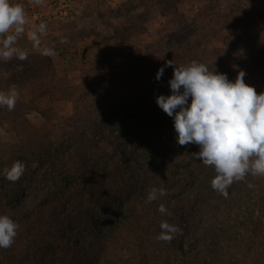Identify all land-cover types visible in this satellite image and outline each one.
Masks as SVG:
<instances>
[{
	"label": "rangeland",
	"instance_id": "1",
	"mask_svg": "<svg viewBox=\"0 0 264 264\" xmlns=\"http://www.w3.org/2000/svg\"><path fill=\"white\" fill-rule=\"evenodd\" d=\"M10 2L23 6L26 23L19 34L13 27L0 35V91L19 94L13 110L0 106V214L27 198L84 202L90 189L111 185L112 199L90 206L92 223L108 221L121 217L129 199L163 188V202L199 203L201 222L182 243L191 259L264 264V177L234 181L227 197L214 191V167L192 155L198 145L177 143L173 118L156 103L171 94L173 67L155 78L169 60L197 61L233 82L242 71L247 85L264 92V0ZM8 36L14 39L5 47ZM42 143L71 181L61 184L49 171ZM17 161L25 171L11 182L5 170ZM257 212L263 223L252 235ZM82 232L74 230L79 239ZM28 249L18 229L13 245L0 248V264H14ZM155 264L178 260L163 252Z\"/></svg>",
	"mask_w": 264,
	"mask_h": 264
},
{
	"label": "clouds",
	"instance_id": "2",
	"mask_svg": "<svg viewBox=\"0 0 264 264\" xmlns=\"http://www.w3.org/2000/svg\"><path fill=\"white\" fill-rule=\"evenodd\" d=\"M25 23L22 5L0 0V35L13 27L19 34ZM43 27L41 25V30ZM13 39L8 36L5 47ZM169 66L173 67V76L168 81L171 94L158 95L156 103L173 118L177 143L198 145L199 152L192 155L204 165L214 167L216 175L211 180L212 189L227 197V189L234 181L244 180L248 174L264 177V92L258 94L253 86L247 85L242 71L233 82L225 74L212 72L206 64L197 61L176 66L169 60L157 70V81ZM18 96L15 88L7 93L0 91V106L13 110ZM24 171L25 164L17 161L5 170L6 178L16 182ZM167 194V190L153 187L148 191L147 202ZM158 211L171 215L164 205H160ZM18 229V223L10 216L0 214V248L13 245ZM160 229L156 238L162 242H171L183 231L167 221L161 222Z\"/></svg>",
	"mask_w": 264,
	"mask_h": 264
},
{
	"label": "trees",
	"instance_id": "3",
	"mask_svg": "<svg viewBox=\"0 0 264 264\" xmlns=\"http://www.w3.org/2000/svg\"><path fill=\"white\" fill-rule=\"evenodd\" d=\"M41 146L43 161L50 164L49 171L58 176V182L71 181V171L60 170L52 152L44 143ZM16 158L20 159L22 155ZM111 187L98 186V191L90 189L87 200L68 206H64L61 200L36 204L30 197L1 213L18 223L20 238L29 246L28 251L17 256L14 264H155L163 252L168 258L175 256L178 264H202L196 256L191 259L182 244L183 238L201 222L197 214L199 203L183 198L173 203L163 202L160 198L148 203L147 197H133L128 200L129 206L121 217L118 214L108 221L92 223L90 206L112 199L116 191ZM126 189L127 194L130 189ZM127 195H122V198ZM160 205H164L171 215H162L158 211ZM162 221L178 225L183 230L182 234H177L171 242L158 241L156 237L161 232ZM262 223L261 214H253L252 235L258 233ZM79 227L83 228L82 239L74 234L75 228ZM248 238L249 242L253 239L251 235Z\"/></svg>",
	"mask_w": 264,
	"mask_h": 264
}]
</instances>
